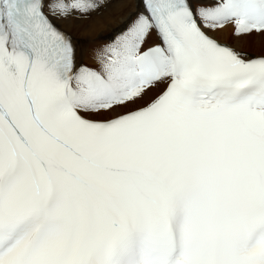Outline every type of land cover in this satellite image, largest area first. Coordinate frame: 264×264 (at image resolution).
Returning a JSON list of instances; mask_svg holds the SVG:
<instances>
[{
    "label": "snow or ice",
    "instance_id": "6c2138e0",
    "mask_svg": "<svg viewBox=\"0 0 264 264\" xmlns=\"http://www.w3.org/2000/svg\"><path fill=\"white\" fill-rule=\"evenodd\" d=\"M128 2L0 0V264H264V0H136L86 63Z\"/></svg>",
    "mask_w": 264,
    "mask_h": 264
},
{
    "label": "bare ground",
    "instance_id": "6f19581e",
    "mask_svg": "<svg viewBox=\"0 0 264 264\" xmlns=\"http://www.w3.org/2000/svg\"><path fill=\"white\" fill-rule=\"evenodd\" d=\"M135 6L136 0H129L125 5L114 3L102 10L101 14H94L89 20H72L70 22H64L62 26L65 30L72 33L78 43L85 40L87 41V44L84 45V59L86 63L92 64V49L99 46L100 43H107V37L113 34L114 29L128 15V13L135 9ZM220 35L221 38L225 39L228 43H234L230 37V30ZM237 46L254 54H259L257 50L262 49L260 43L252 39L241 41Z\"/></svg>",
    "mask_w": 264,
    "mask_h": 264
},
{
    "label": "rangeland",
    "instance_id": "374dc122",
    "mask_svg": "<svg viewBox=\"0 0 264 264\" xmlns=\"http://www.w3.org/2000/svg\"><path fill=\"white\" fill-rule=\"evenodd\" d=\"M101 44H104V43H100L99 46H100ZM97 47H98V46H97ZM261 51H262V49L257 50L258 53H260Z\"/></svg>",
    "mask_w": 264,
    "mask_h": 264
}]
</instances>
